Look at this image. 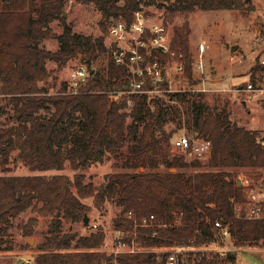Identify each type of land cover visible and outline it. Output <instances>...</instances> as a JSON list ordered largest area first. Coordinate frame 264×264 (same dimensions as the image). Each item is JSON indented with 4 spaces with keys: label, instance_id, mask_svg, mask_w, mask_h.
Instances as JSON below:
<instances>
[{
    "label": "trees",
    "instance_id": "obj_1",
    "mask_svg": "<svg viewBox=\"0 0 264 264\" xmlns=\"http://www.w3.org/2000/svg\"><path fill=\"white\" fill-rule=\"evenodd\" d=\"M83 1L94 2L105 20L128 23L143 10L144 2ZM150 1L170 3L168 22L175 15L185 18L181 27L174 28L172 49L184 54L185 74L190 81L194 69L189 49L190 15L196 9L256 10L250 0ZM65 7L66 0H0V97L7 101L0 106V113L10 114L13 123L0 127L1 163L9 171L16 153L33 172H55L0 176V252L12 250L7 239L14 220L32 209L40 217L55 220L53 232L38 248L35 264L167 263L169 251L102 252L106 241L102 230L87 236L62 232L63 221H84L89 208L83 200L90 197L98 208L107 201L122 207L114 227L122 234L121 241L136 249L192 250L221 245L217 221L229 227L237 248L264 246V220L242 219L236 214V206L246 203L248 190L239 180L264 186V148L259 142L263 135L234 123L228 105L215 110L203 92H177L168 99L150 102L148 94H124L129 90L128 71L112 60L107 69L93 67L99 54L107 52L105 39L75 33L64 16ZM56 20L63 27L61 34L51 26ZM47 39L58 41L56 52L41 47ZM159 56L164 63L168 59ZM48 61L60 67L71 61L89 62L94 73L78 94L68 93L67 84L51 94L40 86L51 77ZM253 71L264 70L258 64ZM129 101L133 105L127 113ZM169 116L184 123L192 138L211 143L207 162L171 156L172 133L166 130ZM108 157L121 160L117 167L134 172L110 175L108 184L101 187L86 184L83 173L74 179L60 173L67 163L73 170L83 171ZM160 166L169 171L159 172ZM188 169L193 172H186ZM130 212L133 219L127 217ZM150 216L154 221L142 226L143 219ZM37 223V219H30L24 228L26 234H32ZM228 260L235 262L236 255L190 253L192 264H226Z\"/></svg>",
    "mask_w": 264,
    "mask_h": 264
},
{
    "label": "rangeland",
    "instance_id": "obj_2",
    "mask_svg": "<svg viewBox=\"0 0 264 264\" xmlns=\"http://www.w3.org/2000/svg\"><path fill=\"white\" fill-rule=\"evenodd\" d=\"M147 3V4H146ZM170 3L152 4L150 0H144L143 12L151 16L156 22H164L168 28L169 34L173 40L174 28L181 27L185 23L183 16L175 15L171 22L166 21L168 16L167 7ZM64 16L67 23L72 27L77 34L84 36H91L94 39L103 37L105 39V46L107 52L100 53L96 63L93 67L96 69L108 68L111 62L108 47L110 46L109 26L110 20H105L102 13L96 7L94 2L85 3L83 0H66V7ZM255 15L244 13L236 10H220V11H202L196 9L188 19L191 35L189 37V49L193 56L192 67L196 68V63L199 61L200 44L205 45L202 53V61L205 66V73L201 79L198 73L193 69V80L190 81L185 72L183 74L176 73L174 64L170 61L169 81L165 89L170 91H162L154 99L169 98V94L175 92L189 91L190 89L201 90L205 88L204 93L206 101L215 110L220 111L228 105L231 113V120L239 126H243L250 130L253 125L260 127L259 133L264 134V100L261 97L250 101V94L239 93L240 88L247 86L252 82L253 77L256 79L262 75L261 72L256 73L253 67L259 64V60L253 59L254 49L256 48V35L258 41L264 40V17H254ZM104 27H103V25ZM54 32L59 34L63 32V27L59 20L51 24ZM260 28L261 33H257L256 29ZM261 41V42H262ZM59 43L55 39L43 40L41 47L46 50L56 52L59 49ZM228 46H238L235 52H232ZM253 59V60H252ZM168 60V59H167ZM78 61H71L65 67H60L53 61H48L47 69L51 73V77L40 84L41 87L47 89L51 94L58 93L64 85H68L71 73V67L77 65ZM172 90V91H171ZM186 90V91H184ZM0 97V106L7 104ZM175 102H172V104ZM131 106H128L127 113L130 112ZM256 121V123H255ZM13 124L10 114L0 113V127ZM128 124H131V118L128 119ZM254 128V127H253ZM167 133H172L171 143L173 144L179 136L183 134L188 135V130L185 124H181L178 118L169 116L166 122ZM173 146V145H172ZM171 156H183L187 162H191L194 158L189 155L174 150L171 147ZM207 162V158L200 160ZM121 164V160L117 161L112 157H108L102 163H93L83 171L73 170L69 163L62 174L74 179V176L83 173L86 176L85 183H92L96 187L106 186L108 184V176L124 172H134L133 170H126L117 167L116 164ZM10 170L5 171L0 158V176H33L41 174H54L55 172H33L25 165V163L13 154ZM159 172L166 173L168 168L160 166ZM175 172L174 170H171ZM186 172H193L192 169ZM241 174V173H239ZM244 178H241V185H244ZM250 187L246 194L249 199H258L260 190L264 191V186L257 184L252 186L249 180ZM251 197V198H250ZM83 203L88 206L86 213L89 222L85 226L81 223H66L63 221L61 231L64 233H75L78 236H87L92 232L102 230L106 235L104 247L102 252L108 255L121 253L118 250V243L121 238L119 232L115 230L114 220L121 215L122 207L115 202H105V204L98 208L94 204L93 198L83 200ZM30 219H37L38 223L33 228L32 234H26L24 228ZM55 220L53 217H40L37 212L29 209L19 218L14 220L13 228L10 230L8 245L12 248L9 252H0V260L3 264H35V257L39 253V246L46 240L53 232ZM220 246L218 244L209 245L198 249H181L180 253L181 264L190 263V253L204 252L210 254L211 250L217 252ZM226 248V246H225ZM228 256L230 254L236 255L235 262L228 260L226 264H264V246L262 244L251 247L237 248L234 239H229L227 242ZM138 250H152L158 254L165 252V248H138ZM120 251V252H118ZM214 251V252H215ZM212 253V252H211ZM216 254V253H213Z\"/></svg>",
    "mask_w": 264,
    "mask_h": 264
},
{
    "label": "built area",
    "instance_id": "obj_3",
    "mask_svg": "<svg viewBox=\"0 0 264 264\" xmlns=\"http://www.w3.org/2000/svg\"><path fill=\"white\" fill-rule=\"evenodd\" d=\"M108 26L110 39L108 51L110 58L116 66L126 69L129 73V90L124 94L129 96L148 94V101L150 102L154 99L152 97H155L160 92L170 91V89H165V86L170 83L168 77L170 61L174 64L173 69L175 72L183 74L185 72V56L183 53H177L172 49V38L166 24L154 21L151 16L141 10L135 13L131 23L125 20L110 19ZM204 49L205 45L200 44L201 55L196 63V68H194L200 79L205 73V66L202 61ZM159 55L166 56L168 60L165 63L162 62ZM259 65L264 70V58L259 60ZM261 73L262 75L256 79L255 83L249 82L246 87L238 90L239 93L250 94V101L258 97L264 100V71ZM91 75L87 64L78 63L73 65L68 83V93L78 94L80 89L86 87L90 82ZM189 91L205 93L207 90L203 88L201 90L190 89ZM180 92L183 91L180 90ZM129 105L132 107L133 103L129 101ZM259 142L264 148V136ZM172 145L174 150L181 151L197 160L206 159L211 150L209 141L192 138L187 134L179 136ZM243 180V184L249 188V180ZM258 192L260 195L258 199L247 198L245 204L236 206L238 218L264 220V191L260 190ZM127 217L133 219L134 215L130 212ZM154 219V216H150L149 219H143L142 226H149V221H154ZM215 228L219 231L218 238L221 245H219L217 252L211 250L210 253L226 257L228 253L226 249L227 242L232 239L229 227L217 221ZM120 235L122 236L121 233ZM121 240L122 238H120L118 243V250H121V252H136L138 250L134 245H128ZM166 251L171 252L166 264H181V249L173 248ZM204 252H207V249Z\"/></svg>",
    "mask_w": 264,
    "mask_h": 264
},
{
    "label": "crops",
    "instance_id": "obj_4",
    "mask_svg": "<svg viewBox=\"0 0 264 264\" xmlns=\"http://www.w3.org/2000/svg\"><path fill=\"white\" fill-rule=\"evenodd\" d=\"M250 1H251V4L256 8V10L254 12H251L252 15H255L254 17H259V18L260 17H264V0H250ZM251 13H249V14H251ZM256 32L257 33H259V32L261 33V29L260 28H257L256 29ZM61 33H59V34H61ZM257 35H256V44H255L256 45V48L254 49L255 54H254L253 59L260 60V59L264 58V40L263 41L261 40L262 42L261 41H258ZM230 49H231V47H230ZM238 49H239V47H238ZM255 123H256V121H255ZM256 126H258V124L257 125L256 124L253 125L254 128L251 127L250 130H252V131H258V130H260V127H256ZM263 136H264V134H263Z\"/></svg>",
    "mask_w": 264,
    "mask_h": 264
},
{
    "label": "water",
    "instance_id": "obj_5",
    "mask_svg": "<svg viewBox=\"0 0 264 264\" xmlns=\"http://www.w3.org/2000/svg\"><path fill=\"white\" fill-rule=\"evenodd\" d=\"M228 47H230V46H228ZM237 49H238V46H232V47H231V51H232V52H235ZM86 64H87V65L89 66V68H90V73L93 74V73H94V70L90 67L89 62H87ZM173 170L175 171V169H173ZM239 185H241V182H240V181H239ZM89 221H90L89 218H87V216H85V219H84L83 222H84L85 224H87Z\"/></svg>",
    "mask_w": 264,
    "mask_h": 264
}]
</instances>
